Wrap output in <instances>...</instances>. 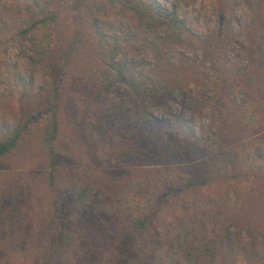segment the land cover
<instances>
[{
    "label": "rangeland",
    "instance_id": "1",
    "mask_svg": "<svg viewBox=\"0 0 264 264\" xmlns=\"http://www.w3.org/2000/svg\"><path fill=\"white\" fill-rule=\"evenodd\" d=\"M164 1L181 4L189 27L181 41L173 43L169 58L155 69L156 78L171 82L167 91L154 90V81L149 80L139 95L130 94L113 78L108 82V99L96 82L99 49L92 39L63 87L56 188L49 184L50 159L36 139L0 161L1 256L13 252L17 240L31 233L37 240L31 264H59L51 245L55 239L73 238L78 247L73 264L109 260L159 264L155 254L191 215L208 232L229 228L236 233L248 227L264 235V166L245 169L248 152L264 142V119L244 113L233 99L234 91L243 86L253 105L264 107V0ZM55 8L60 19L53 29L47 68L60 73L65 46L82 10L73 0H57ZM107 20L105 30L112 33L116 26L122 39V29L127 33L135 27V21L123 13H113ZM80 27L91 31L85 23ZM140 43L136 38L125 42L132 55V46ZM134 57H129L131 62L151 74L142 63H154L152 52L142 50ZM29 62L22 57L19 63L26 78ZM33 79L35 91L30 96L16 93L13 78L0 79V115L10 124L21 108L32 109L46 99L37 90L49 79L47 71L34 72ZM124 112L131 123L123 119ZM201 136L203 144H217V154L228 153L226 160L218 163L204 149L194 153V142ZM236 170L241 173L237 179L215 181L166 200L154 214L142 247L134 231L121 232L131 210L122 209L120 200L129 204L123 207L136 208L145 202L150 187L167 189L180 176L205 179L218 171L234 175ZM232 182H243L241 208L234 209L224 200ZM84 187L91 191L81 212L71 188ZM262 259H256L257 264Z\"/></svg>",
    "mask_w": 264,
    "mask_h": 264
},
{
    "label": "trees",
    "instance_id": "2",
    "mask_svg": "<svg viewBox=\"0 0 264 264\" xmlns=\"http://www.w3.org/2000/svg\"><path fill=\"white\" fill-rule=\"evenodd\" d=\"M73 1L82 12L79 13L65 46L61 59V72L56 73L47 68V61L54 46L53 29L60 19L55 8L57 0H0V79L13 78L16 93L20 90L21 96H30L31 91L33 89L35 91L33 73L44 68L49 75V79H46L37 90L42 96H46L45 100L32 109L21 108L14 124H10L4 116L0 115V161L36 139L35 141L41 145L50 159L49 184L53 188H56L54 167L58 156L57 141L61 133L60 116L64 99V83L78 55L83 53L90 41L95 39L99 49L96 82L101 86L103 95L108 94L109 99L108 82L113 78V82H121L126 92L130 94L139 95V90L143 88L145 90V83L149 80L151 83L154 81L151 84L154 90L167 91L171 82L165 83V78H156L157 70L155 69H159L165 61L164 58H169L173 43L175 41L179 43L186 32H189L188 18L178 1ZM112 10L115 15L123 13L135 21V27L127 33H124L125 30L121 28L123 39L116 26L112 33L105 30L108 25L107 19L113 14ZM221 18V22L224 23V13H221ZM82 23L91 28L90 33L86 28L80 27ZM133 38L140 40L141 43L132 46V55L125 42ZM142 50H150L154 56V63L146 61L142 63L149 66L151 74H145L139 64L131 62L129 58L130 56L135 58L134 56L139 55ZM22 57L29 58L31 65V69H28L29 78L23 75L19 66ZM11 58H14V61ZM168 63L171 65V62ZM175 89L174 87L172 92ZM233 99L244 113L253 117L259 115L264 119V107L253 105L252 95L245 87H238L233 93ZM122 117L127 123H131L125 112L122 113ZM196 139L192 148L194 153L204 149L208 155L216 156L218 163L226 160L228 153L215 152L216 143L203 144L202 136ZM245 162V169L264 166V142L255 145L252 151L248 152ZM233 174L227 176L218 171L205 179L180 176L171 188L150 187L145 202L136 208L123 207L127 202L120 200L122 209L131 210L130 217L122 225L121 232L134 231L136 240L142 247L149 236L150 223L154 214L166 200L201 189L215 181L237 179L241 173L236 170ZM137 182L141 184L140 181ZM71 191L80 202L79 210L84 212L90 199L91 188H71ZM244 197L243 182L241 184L232 182L226 190L224 200L236 209L241 208ZM196 220L191 215L189 220L181 223L168 244L155 254L154 259L159 264H257L256 259L259 258H263L262 264H264V235L252 233L248 227H243L236 233L229 228L208 232L198 226ZM36 241L31 233L19 238L13 252L4 256L0 254V264H31L33 245ZM76 243L77 240L74 238L65 242L55 239L50 250L55 254L59 264H73L74 255L78 249ZM108 264L115 263L109 260Z\"/></svg>",
    "mask_w": 264,
    "mask_h": 264
}]
</instances>
